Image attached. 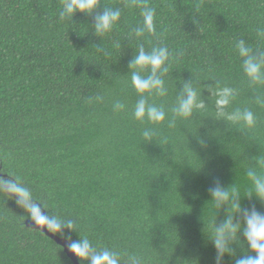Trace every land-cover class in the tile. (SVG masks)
I'll use <instances>...</instances> for the list:
<instances>
[{
  "label": "trees",
  "instance_id": "16d2710c",
  "mask_svg": "<svg viewBox=\"0 0 264 264\" xmlns=\"http://www.w3.org/2000/svg\"><path fill=\"white\" fill-rule=\"evenodd\" d=\"M62 6L0 0V264H73L26 227L44 211L50 231L80 246V264L264 261V238L256 248L246 235L264 231V201L248 176H264V81L247 77L237 48L264 65V0H101L68 19ZM105 11L120 18L99 35ZM141 48L167 50L163 95L133 87ZM185 85L204 104L188 118L174 111ZM223 89L230 103L219 106ZM141 100L165 121L135 119ZM243 111L254 125L226 118ZM216 187L230 200L213 201ZM226 221L239 235L218 257L209 237Z\"/></svg>",
  "mask_w": 264,
  "mask_h": 264
},
{
  "label": "clouds",
  "instance_id": "9594fccd",
  "mask_svg": "<svg viewBox=\"0 0 264 264\" xmlns=\"http://www.w3.org/2000/svg\"><path fill=\"white\" fill-rule=\"evenodd\" d=\"M101 6V0H63V6L60 11L61 19L73 18L77 13L85 15L93 14L97 8ZM144 22L143 29L148 32L154 31V12L150 8H146L143 12ZM120 13L118 11H105V13L98 17L96 22V32L102 35L112 30L114 24L119 20ZM239 54L245 57L244 60V72L247 77L254 82L264 81V65L257 62L252 56L249 55L248 49L241 42L237 45ZM168 60L167 50L161 49L159 51H153L151 54L145 52L143 48L135 56L130 67L133 69L131 76L132 84L138 94L141 97L144 94H152L153 92L163 95L165 92L164 81L159 78L158 73L167 71L166 61ZM149 71L151 74L147 77L140 75L141 72ZM184 96L179 100L177 107L175 108V114L182 118H188L193 114L196 109H203L204 104L198 98L197 91L190 85H185ZM219 99L217 104L219 106H226L230 103V89H223L219 93ZM133 115L135 119L143 121L147 119L152 123H161L165 121L166 114L162 108H158L155 105H147L141 100L135 105ZM233 122L243 121L247 126H252L255 123V117L251 111H243L238 113L229 114L226 117ZM248 176L251 178L254 186L255 196L264 201V176L258 175L256 172L249 171ZM210 195L213 201L217 204H221L230 200V191L220 187H216L210 190ZM237 205V204H234ZM239 206V205H237ZM256 216L257 214L248 216L249 218ZM239 235L237 224L226 221L223 226L215 225V232L209 237L212 244L215 246L218 257H222L226 252H230L229 242L234 241ZM246 235L251 236L257 241L252 246L259 248L258 241L264 238V231L259 233H252L251 229ZM73 251L79 255L81 248L78 244L72 245ZM112 264H116L115 261ZM237 264H248V261L241 260ZM255 264H264V261L257 260Z\"/></svg>",
  "mask_w": 264,
  "mask_h": 264
},
{
  "label": "water",
  "instance_id": "95a60500",
  "mask_svg": "<svg viewBox=\"0 0 264 264\" xmlns=\"http://www.w3.org/2000/svg\"><path fill=\"white\" fill-rule=\"evenodd\" d=\"M2 176L7 178V176L6 175H2V173L0 171V177H2ZM10 188H11V185H5L4 189H5L6 193L10 197L17 199L21 203H24L17 195L13 194L10 191ZM28 207L29 208H33V205H30ZM39 208H42L41 205H39ZM44 215H45V220L44 221H30V220H27L25 222L26 227H28V228H30L32 230H36V231H40V232L44 233L47 237H49L54 242H56L57 245H59L60 247L63 248L64 253L73 262V264H80L79 259H78V255L72 249V244L67 239L59 237L58 235H56L55 233H53L52 231L49 230V228H48L49 218H48V216H47L45 211H44Z\"/></svg>",
  "mask_w": 264,
  "mask_h": 264
}]
</instances>
